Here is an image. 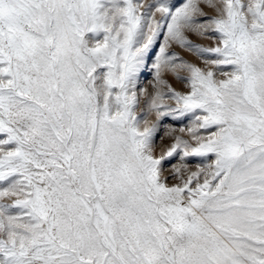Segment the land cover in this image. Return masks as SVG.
<instances>
[{
	"label": "snow or ice",
	"instance_id": "6c2138e0",
	"mask_svg": "<svg viewBox=\"0 0 264 264\" xmlns=\"http://www.w3.org/2000/svg\"><path fill=\"white\" fill-rule=\"evenodd\" d=\"M0 264H264V0H0Z\"/></svg>",
	"mask_w": 264,
	"mask_h": 264
},
{
	"label": "rangeland",
	"instance_id": "374dc122",
	"mask_svg": "<svg viewBox=\"0 0 264 264\" xmlns=\"http://www.w3.org/2000/svg\"><path fill=\"white\" fill-rule=\"evenodd\" d=\"M191 39L194 40V42H197V43H205V41H201L199 38H196V37H190ZM185 58L187 59H190L192 60L193 62L199 64V61L195 60L194 57H191V56H188L187 54H185ZM170 79V82L173 84V87L177 88V90H183V85L176 82L173 78H169ZM146 82V81H145ZM170 122V121H169Z\"/></svg>",
	"mask_w": 264,
	"mask_h": 264
}]
</instances>
